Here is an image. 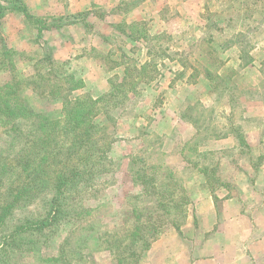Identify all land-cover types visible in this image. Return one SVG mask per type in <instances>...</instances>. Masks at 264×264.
<instances>
[{"label":"rangeland","instance_id":"obj_1","mask_svg":"<svg viewBox=\"0 0 264 264\" xmlns=\"http://www.w3.org/2000/svg\"><path fill=\"white\" fill-rule=\"evenodd\" d=\"M51 2L47 15L42 16L50 29L40 38L33 23L19 11L11 9L1 19L3 42L26 55L17 63L19 74H30L29 61L50 54L54 60L66 62L65 71L84 81V88L70 98L87 94L97 99L110 92V81L117 82L118 77L121 82L122 54L140 64L150 55L157 70L154 81L138 84L122 106L109 107L108 116L95 119L114 140L108 153L113 164L111 172L96 178L95 197L81 201L91 212L79 222L84 226L76 232L72 250L82 234L93 240L87 251L77 249L71 264H116L103 250L100 237L106 232L121 233L123 220L130 218L126 204H133L132 198L143 191L128 167L132 160H137V166L144 155L152 158L156 154L157 166L161 159L162 165L183 181L189 215L195 213L197 186L211 193L224 188L226 196L248 199L253 191L249 186H254L255 179L250 177V168L256 169L264 161V142L259 141L264 132V100L258 98L264 94V0H110L103 7L89 10L86 28L81 21L72 23L68 15L58 14L62 6L68 7L69 0H56L60 11L55 0ZM139 22L144 25L132 26ZM8 80V72H0V83ZM24 97L37 113L62 107L58 99H40L30 92ZM247 107H251L250 115L258 117L247 118ZM249 134H255L254 140ZM204 168L212 172L208 177L202 175ZM217 222V231L224 229V223ZM226 228L230 232L239 228L241 232L251 226L240 220L238 224L228 223ZM70 229V225H62L51 245L42 248L41 256L56 258ZM162 236L137 264L194 263L198 244L195 236L189 242L192 248L188 255L177 249L171 237ZM235 242L242 243L237 245L241 255L248 247L247 240ZM78 253L89 255L84 261L77 260ZM201 254L217 258L218 264L227 258L213 243ZM17 264L57 263H37L31 254H21Z\"/></svg>","mask_w":264,"mask_h":264},{"label":"trees","instance_id":"obj_2","mask_svg":"<svg viewBox=\"0 0 264 264\" xmlns=\"http://www.w3.org/2000/svg\"><path fill=\"white\" fill-rule=\"evenodd\" d=\"M11 9L33 23L38 38L50 29L28 12L23 0L0 2V23ZM90 13L67 18L73 19L72 23L81 21L86 28L89 23L85 17ZM122 32L126 33L124 29ZM128 37L134 40L131 33ZM21 58L26 55L7 47L0 37V72L9 74V80L0 83V264H17L21 254H31L37 263L53 260L71 264L77 249L87 251L93 240L82 234L72 250L74 236L84 226L79 222L91 212L81 201L95 197L96 178L111 172L113 164L108 153L114 140L95 119L108 116L109 107L122 106L138 84L154 81L157 70L150 55L140 64L122 54L121 82L118 77L117 82L110 81L109 93L97 99L87 94L70 98L84 88V81L63 69L66 62L44 54L30 60L32 72L22 75L17 72ZM26 92L40 99H58L62 107L55 112L37 113L24 97ZM258 98L264 100V94ZM157 158L156 154L152 158L144 155L135 167L137 160L131 161L128 172L143 193L132 198L133 204H126L130 218L123 220L121 233L106 232L100 237L103 250L116 264H137L161 235L169 229L179 231L185 222L190 202L183 181L164 167L161 159L157 166ZM201 172L206 177L210 170L204 168ZM62 225H70L71 229L59 245L57 257L47 260L41 256L42 248L51 245ZM78 255L77 260L84 261L89 254Z\"/></svg>","mask_w":264,"mask_h":264},{"label":"crops","instance_id":"obj_3","mask_svg":"<svg viewBox=\"0 0 264 264\" xmlns=\"http://www.w3.org/2000/svg\"><path fill=\"white\" fill-rule=\"evenodd\" d=\"M109 1L110 0H69L70 4L68 7L65 8L62 6V12L58 14L64 16L84 13L91 10L93 6L103 7ZM55 3L60 11V4L57 3L56 0ZM51 4H53L51 0H37V4L36 0H26L25 6L32 16L42 19V16L47 15L46 13ZM47 31L49 30L43 32ZM250 108L247 107L246 117H258L248 113V109ZM250 135H252V140H254L255 134H249V136ZM262 140L264 142V132L259 135V141ZM250 169L253 172V174H250V177L253 175L252 177L255 179L253 181L254 186H249V189L252 188L253 191L251 195L248 196V199L246 198L243 200L241 197L234 199L233 197L226 196L227 191H225L224 188H220L211 193L208 191H201L203 190V186H197L198 196L193 204L195 213L193 215L187 213L185 222L180 227V230L177 231L173 229V232H169V229L166 231L167 233L165 232L163 236L161 235V239L168 235L174 240L177 249L180 251H187L188 255L192 248L189 242H192V239L195 238L198 244L196 247L197 252L195 253L194 251L193 253V257L195 255L193 264H218L217 258L213 259L212 256H204V254H201L204 250L212 248V243L215 244V249H218V253H223V255L227 256L226 261H223L221 264H264V161L256 169L253 167ZM251 171L247 170L248 173ZM220 193H222V196H219ZM242 203H244L247 208H244ZM249 206H251V208H249ZM218 220H220L222 224L224 223V229L219 231H217V226L219 225L217 222ZM240 220L246 221L251 228L241 232L239 228H236V230H234L235 232L226 231L228 223L235 221L238 224ZM226 232L229 233L227 234ZM193 236L195 237L193 238ZM235 240H241L243 242L247 240L246 244H248V247H246L241 255H239L238 250L240 246L237 245L238 243H242L235 242ZM155 243H153L151 249H154L157 244ZM241 247H243V245ZM152 251L153 250H151V252ZM182 257L184 258V256ZM207 257L208 259H206ZM173 263L175 262H170V264ZM167 264H169V262H167ZM176 264L180 263L178 262Z\"/></svg>","mask_w":264,"mask_h":264}]
</instances>
